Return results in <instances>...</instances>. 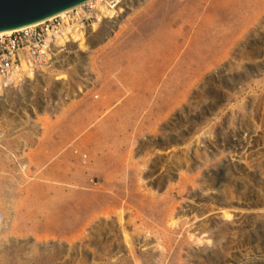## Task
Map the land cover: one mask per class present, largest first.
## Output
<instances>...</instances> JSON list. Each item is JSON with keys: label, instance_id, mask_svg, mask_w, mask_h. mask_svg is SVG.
<instances>
[{"label": "rangeland", "instance_id": "rangeland-1", "mask_svg": "<svg viewBox=\"0 0 264 264\" xmlns=\"http://www.w3.org/2000/svg\"><path fill=\"white\" fill-rule=\"evenodd\" d=\"M120 6L0 95V264H264V0ZM93 79L122 84L107 164L128 181L106 184L125 199L29 149Z\"/></svg>", "mask_w": 264, "mask_h": 264}, {"label": "crops", "instance_id": "crops-1", "mask_svg": "<svg viewBox=\"0 0 264 264\" xmlns=\"http://www.w3.org/2000/svg\"><path fill=\"white\" fill-rule=\"evenodd\" d=\"M23 75L25 74L17 75L15 81L19 78L23 80L25 78ZM120 89H122L120 82L110 80L98 86L94 79L90 80L87 88L81 92L78 91L77 95L67 102L69 110L58 115L57 119L60 121H57L54 126L56 131L49 134L51 140L44 139L45 131L42 130L40 141L29 148L42 151H71V155H76V159L79 160L80 169L84 167L83 165H87L88 171L84 173V181L92 182L95 189H99V193L115 199L128 197V192L112 191L106 184L110 180L112 182L128 181V177L125 179L123 174L113 171L112 164H107V159L114 153L113 145L118 142V134L113 128L107 126L108 122L115 123L124 118L127 113L123 110L126 105L118 104L120 100L115 98ZM130 113H132V118L137 116L134 111ZM88 158L89 164H87ZM76 178L77 175L72 173L65 175L63 181L70 183ZM115 210L116 207L112 205L106 209V212L112 214Z\"/></svg>", "mask_w": 264, "mask_h": 264}, {"label": "built area", "instance_id": "built-area-1", "mask_svg": "<svg viewBox=\"0 0 264 264\" xmlns=\"http://www.w3.org/2000/svg\"><path fill=\"white\" fill-rule=\"evenodd\" d=\"M122 1L88 0L65 15L57 14L35 24L0 32V74L8 75L16 71L17 76L26 73L27 68L35 71L46 65L50 61L48 52L53 54L63 48L56 47L59 36L69 32L77 22L86 28L106 19L104 9L118 8Z\"/></svg>", "mask_w": 264, "mask_h": 264}, {"label": "water", "instance_id": "water-1", "mask_svg": "<svg viewBox=\"0 0 264 264\" xmlns=\"http://www.w3.org/2000/svg\"><path fill=\"white\" fill-rule=\"evenodd\" d=\"M88 0H0V32L35 24Z\"/></svg>", "mask_w": 264, "mask_h": 264}, {"label": "bare ground", "instance_id": "bare-ground-1", "mask_svg": "<svg viewBox=\"0 0 264 264\" xmlns=\"http://www.w3.org/2000/svg\"><path fill=\"white\" fill-rule=\"evenodd\" d=\"M121 4V3H120ZM120 4L118 5V8H113V9H104V11H106V17L107 18H114L115 16H117V14H120L122 12H124V9L120 6ZM80 5L70 8L68 10H65L61 13H59V15H65L66 13L71 12L74 9L79 8ZM157 9V8H156ZM153 14V13H151ZM150 14V15H151ZM155 16V15H154ZM102 20H100L98 23L93 24L90 28L92 32L97 31L99 24L101 23ZM85 27L81 24H79L78 22L75 23L73 26L70 27V31L69 32H65L63 35L59 36L58 39L56 40V47L60 48V47H65L66 44L68 42H70L71 39H74L73 42H77V47L78 48H83L84 47V37L86 36V31H85ZM11 31V30H10ZM9 32V31H8ZM48 58L51 61L53 58V54L48 52ZM49 61V62H50ZM49 62L46 64L47 68L50 67ZM26 73H23L25 75H23L25 78H29V79H34L35 77V73L33 71V69L31 68H27L25 69ZM16 71H13L12 73L8 74V75H1L0 74V95L4 92L5 87H8L10 84H12L13 82H15L16 77ZM17 81H22V78H19L16 80ZM19 83V82H18ZM260 213V212H259ZM230 215V214H229ZM172 224H176L175 221H173ZM227 224V223H226ZM223 227V226H222ZM224 231V230H223ZM226 234V233H225ZM199 243H202V241H199ZM232 243V242H231ZM6 253V252H5ZM19 254V253H18ZM21 254V253H20ZM208 255V254H207ZM52 256V255H51ZM202 256V255H201ZM50 257V256H49ZM207 256H205L206 258ZM204 258V259H205ZM221 258V257H220ZM10 259V258H9ZM49 259V258H48ZM215 259V258H214ZM50 260V259H49ZM216 260V259H215ZM13 261V260H12ZM52 262V261H51ZM15 263V262H14ZM203 263V262H202ZM30 264V263H29Z\"/></svg>", "mask_w": 264, "mask_h": 264}]
</instances>
